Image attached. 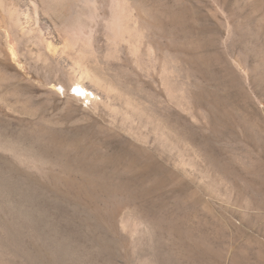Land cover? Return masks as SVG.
Here are the masks:
<instances>
[{
	"label": "rangeland",
	"instance_id": "1",
	"mask_svg": "<svg viewBox=\"0 0 264 264\" xmlns=\"http://www.w3.org/2000/svg\"><path fill=\"white\" fill-rule=\"evenodd\" d=\"M115 2L93 48L90 7L51 20L117 88L97 107L0 11V264H264V0H130L141 61L110 54Z\"/></svg>",
	"mask_w": 264,
	"mask_h": 264
},
{
	"label": "bare ground",
	"instance_id": "2",
	"mask_svg": "<svg viewBox=\"0 0 264 264\" xmlns=\"http://www.w3.org/2000/svg\"><path fill=\"white\" fill-rule=\"evenodd\" d=\"M114 2L117 4L116 7L119 9V11L117 9V12L112 13V14H114V16L112 18L111 25L108 26L109 33H110V34L108 33L110 35L109 36V39H110L109 43L110 42L112 43V50H111L110 54L115 55V51L117 50V44L125 43V44L130 45L129 51L131 52V54L135 55L137 57L138 61H141V59H140V53L141 52L140 51H141L142 44H143L142 38L144 37V34H143V31L138 26L139 20H138L137 14L135 12V9L131 6L130 0H114ZM70 3H77L78 5H81V6L90 7V9L92 11V15L90 16V21L92 23V27L89 31L90 33L88 34L89 35L88 36V42L86 45L93 48V44H94V42H96V39H97V30H98L99 18H100L99 9H98V0H0V11L8 20L10 28L14 29L19 36L26 37L30 41L35 42V44H38V45H40V47L45 49V51L48 55L47 54L45 55L44 52H42V51H36L38 58L47 57L46 59L48 60L50 57V58L56 60L58 62V64H60V66H63L67 71L74 70V74L76 73V75L72 78L71 86H70V91L75 88L74 93L73 92L71 93L73 98H75L76 100H81L82 98H84L86 101H88V103L90 102L93 105L95 104L96 107L101 106V105L107 106L109 104L110 98L112 96L111 93H114V95H115V91L117 90V88H115V86L105 76H103L100 73L90 69L87 65H85L83 62H81L79 56H78V58H74V59L67 56L66 55L67 49H68L67 43H66V46H64V47L63 46L59 47V45L58 46L56 45V42L61 40V37L57 32H55L57 24L52 23L51 20L53 19L57 23H60L67 15V11H68L67 7H69L68 5ZM134 38H136V39H134ZM68 46H69V44H68ZM11 48H12V50H11L12 55L17 56L18 53H17L15 47L11 46ZM84 79H87L90 82V87H85L83 85L82 80H84ZM164 79L165 78H163V80ZM166 83H167L169 92L170 93L174 92V94H175V91L173 90L174 86L171 83V81L166 80ZM162 84H163V81H162ZM91 88L102 92L103 96L99 97L98 94L96 95V93L91 91ZM114 95H113V97H114ZM173 98H174V96H173ZM115 101H114V103H115ZM180 102H181V100H180ZM110 107H111V105H110ZM157 124H159V122ZM15 155L16 154H14V156ZM17 158H19V156ZM2 172H4V171H2ZM5 198L6 197L3 194L2 186L0 184V206H1V202L2 203L5 202ZM13 198H14V195H13ZM5 205H6V203H5ZM10 207L12 209H14V207H12L11 204H10ZM3 210H4L3 207L2 208L0 207V214L1 215L3 214V216L4 215L7 216V212L5 214L2 212ZM4 212H5V210H4ZM1 215H0V217H1ZM8 216L5 218L9 219ZM6 222H7V220H6ZM4 225H6V224H4ZM4 228H5V226H4ZM10 232H12V230ZM1 244H2V242H1ZM5 244H7V243H5ZM15 247H18V246H15ZM22 251L23 250H21V252ZM3 254H4V252H3ZM23 254L20 255L19 257H16V258L13 257V258L15 260H18L21 264H38L37 262H39V261H38V258L35 257V255L32 256L31 254H28V255H23ZM36 256H37V254H36ZM42 257L40 256L39 258H42ZM3 258H4L3 256L0 257V263L2 262ZM8 264H9V262H8ZM41 264H54L53 257L46 254V257L45 258L43 257Z\"/></svg>",
	"mask_w": 264,
	"mask_h": 264
}]
</instances>
